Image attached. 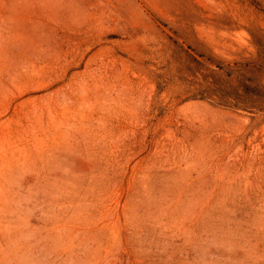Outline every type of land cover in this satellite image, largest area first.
Instances as JSON below:
<instances>
[{
  "label": "rangeland",
  "instance_id": "374dc122",
  "mask_svg": "<svg viewBox=\"0 0 264 264\" xmlns=\"http://www.w3.org/2000/svg\"><path fill=\"white\" fill-rule=\"evenodd\" d=\"M0 264H264V0H0Z\"/></svg>",
  "mask_w": 264,
  "mask_h": 264
},
{
  "label": "bare ground",
  "instance_id": "6f19581e",
  "mask_svg": "<svg viewBox=\"0 0 264 264\" xmlns=\"http://www.w3.org/2000/svg\"><path fill=\"white\" fill-rule=\"evenodd\" d=\"M21 172L20 171H17L16 173L15 172H12V173H10L9 175H8V178H7V180L9 181V182H14V180L17 178V175L19 176V174H20ZM17 180V179H16ZM8 182V183H9ZM15 183V182H14ZM17 183V182H16Z\"/></svg>",
  "mask_w": 264,
  "mask_h": 264
}]
</instances>
